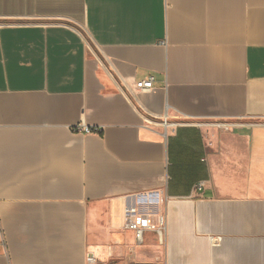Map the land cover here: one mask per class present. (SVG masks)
Instances as JSON below:
<instances>
[{
	"label": "crops",
	"instance_id": "0c3cea01",
	"mask_svg": "<svg viewBox=\"0 0 264 264\" xmlns=\"http://www.w3.org/2000/svg\"><path fill=\"white\" fill-rule=\"evenodd\" d=\"M90 256L264 264V0H0V264Z\"/></svg>",
	"mask_w": 264,
	"mask_h": 264
},
{
	"label": "built area",
	"instance_id": "2783aa9c",
	"mask_svg": "<svg viewBox=\"0 0 264 264\" xmlns=\"http://www.w3.org/2000/svg\"><path fill=\"white\" fill-rule=\"evenodd\" d=\"M154 76H149L148 78L144 80L137 81L135 83V88L140 92H149L152 90L154 86ZM168 122L165 121L164 124H167ZM217 128L229 130L234 126L233 123L228 122H222L217 121L213 123ZM86 133L92 132V131H98V128H90L87 126H84L82 128ZM204 187V182L201 181L195 185L196 190H202ZM125 228L132 230L136 234V240L138 244H142L144 241V235L146 230H153L157 234H162L164 227L166 226V219L165 216H158L157 220L153 219L152 212H145L140 209L139 206H131L126 209L125 211ZM89 264H95L96 258L93 256H90L88 258Z\"/></svg>",
	"mask_w": 264,
	"mask_h": 264
}]
</instances>
